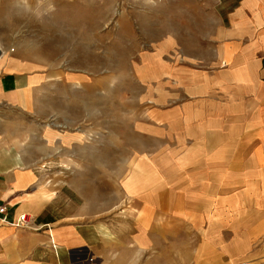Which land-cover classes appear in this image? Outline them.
<instances>
[{
  "label": "rangeland",
  "instance_id": "374dc122",
  "mask_svg": "<svg viewBox=\"0 0 264 264\" xmlns=\"http://www.w3.org/2000/svg\"><path fill=\"white\" fill-rule=\"evenodd\" d=\"M210 4L0 0V79L23 81L19 110L8 114L24 118L44 212L73 222L89 264L224 260L227 250L215 246L230 236L226 226L209 234L211 218H185L156 200L210 163L203 127L245 94L239 61L253 73L261 58L238 51L257 50L258 30L242 38L228 20L238 10Z\"/></svg>",
  "mask_w": 264,
  "mask_h": 264
},
{
  "label": "crops",
  "instance_id": "0c3cea01",
  "mask_svg": "<svg viewBox=\"0 0 264 264\" xmlns=\"http://www.w3.org/2000/svg\"><path fill=\"white\" fill-rule=\"evenodd\" d=\"M209 1V6L217 5L221 11L238 10V16L228 13V20L242 38L258 30L254 33V40L259 42L257 50L238 51L240 57L261 58L255 61L258 65L253 73L239 61L236 81L239 87L243 85L245 94H235L241 98L226 103L228 113L203 127L209 143L204 150L211 154L210 163L196 167L195 174L184 178L185 186L173 194L160 190L156 200L185 218H211L209 234L213 235V225L217 232L219 226H226L230 236L225 245L215 246L227 250H223L221 264H264V0ZM217 38L232 40L225 32H218ZM22 82L0 79V204L5 206L7 220L0 222V264H89L86 238L73 222L44 212L49 202L38 183V166L27 161L21 139L24 118L21 120L18 112L8 114L19 110ZM204 184L210 189H203ZM220 186L228 193L220 195ZM21 213L30 218L28 226L14 225ZM218 218H225V223L218 224ZM250 249L258 251L256 257Z\"/></svg>",
  "mask_w": 264,
  "mask_h": 264
},
{
  "label": "built area",
  "instance_id": "2783aa9c",
  "mask_svg": "<svg viewBox=\"0 0 264 264\" xmlns=\"http://www.w3.org/2000/svg\"><path fill=\"white\" fill-rule=\"evenodd\" d=\"M5 212V206L0 204V222H7L5 216L3 215ZM29 219L28 216H26L25 213H21L18 215L16 220L14 221V225L17 226H28L29 225Z\"/></svg>",
  "mask_w": 264,
  "mask_h": 264
}]
</instances>
